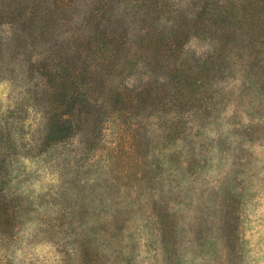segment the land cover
Listing matches in <instances>:
<instances>
[{"label":"rangeland","instance_id":"obj_1","mask_svg":"<svg viewBox=\"0 0 264 264\" xmlns=\"http://www.w3.org/2000/svg\"><path fill=\"white\" fill-rule=\"evenodd\" d=\"M236 2L250 7L264 32V0ZM46 21L38 26L43 38L58 45L70 40L63 34L68 25ZM14 27L0 25V157L7 156L17 217L15 238L0 246V264H264V70L250 66L248 47L219 72L213 67L211 115L192 133L191 124L173 134L164 129L182 118L169 111L147 110L152 116L144 119L105 104L99 139L84 128L43 149L47 89L29 65L38 68L61 53L35 44L37 33L14 42ZM184 52L202 56L212 49L191 39ZM128 62L96 92L106 97L121 79L128 87L142 73L146 82L148 70ZM100 100L98 109L106 98ZM230 207L239 226L234 253L222 241ZM163 234L171 238L164 245Z\"/></svg>","mask_w":264,"mask_h":264},{"label":"trees","instance_id":"obj_2","mask_svg":"<svg viewBox=\"0 0 264 264\" xmlns=\"http://www.w3.org/2000/svg\"><path fill=\"white\" fill-rule=\"evenodd\" d=\"M0 12L4 14L0 25L15 26L14 42L25 43L37 33L41 40L35 44L42 45L45 52L55 53L58 48L61 53L41 60L38 68L36 64L29 65V71H35L47 89L43 149L65 143L84 128L99 139L104 129L105 104L117 105L115 111L144 119L152 116L145 113L147 110L154 115L169 111L174 119L182 118L164 125V129L173 134L191 124L192 133L198 122L211 115L215 93L209 77L211 71H216L214 68H219V72L228 58L237 61L238 53L246 52L244 48L248 47L250 66L264 70V59L258 60L259 56L264 57V32L258 30L262 22L256 23L250 7L239 5L236 0H9L0 4ZM8 15L13 17L9 19ZM52 19L68 25L63 34L70 37L69 41L58 45L54 39L42 37L45 28L38 26ZM191 39L209 42L212 52L202 56L185 53ZM258 48L263 51L258 52ZM130 59L135 61L133 65L140 64L148 70L146 82H141L142 73L128 87H123L124 78L121 79V86L109 89L106 97L96 92L100 84L104 87L108 79L122 75ZM129 75L136 77L137 73ZM101 98L106 100L98 109ZM174 139L181 140L176 135ZM6 160L3 154L0 246L7 245L16 233L13 221L17 214L7 189L6 178L10 175ZM230 209L225 215L227 227L222 241L234 253L239 226L235 209ZM196 221L200 226L202 216L197 214ZM201 237L197 234L196 240L201 241ZM169 239L163 234L161 243L167 244Z\"/></svg>","mask_w":264,"mask_h":264}]
</instances>
